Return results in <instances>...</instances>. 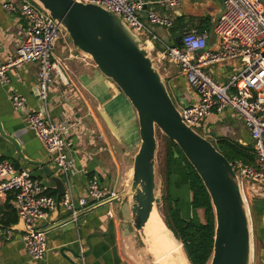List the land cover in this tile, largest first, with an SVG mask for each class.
<instances>
[{"label":"crops","instance_id":"1","mask_svg":"<svg viewBox=\"0 0 264 264\" xmlns=\"http://www.w3.org/2000/svg\"><path fill=\"white\" fill-rule=\"evenodd\" d=\"M16 1L0 0V64L15 53L24 38L25 20L19 14L5 12L1 6L4 2ZM142 1L151 3L146 7V10L154 9L156 11L154 7L160 0ZM259 1L264 5V0ZM222 4L223 0H180L179 5L173 11L172 21L173 26L175 23V27L169 31L170 41L168 44L155 42L153 54L157 58H161L165 46H172L184 29H197L202 19L209 21V30L204 31L210 35L208 48L216 50L218 40L212 33V27L222 12ZM141 15L142 21L147 24L145 13ZM59 41L54 45L53 51H56V55L53 56L66 65L73 88L67 89L55 82L50 88L45 109L48 121L57 122L64 118L72 125V129L67 135V142L70 144L69 149L74 170L69 173L68 180L65 182L78 197V201L86 197L87 182L91 178L98 179L102 187L118 193L120 198L112 199L110 203L108 201L96 203L90 200L86 207L79 206L80 209L73 213L74 216L77 213L81 214L77 218L78 223L76 222V224H60L66 221L67 217H60L59 220H56L59 214L55 210L49 213L44 220H40L37 224L46 233L47 253L43 261H33L24 250L20 232L13 230L18 222L14 196L11 194L0 197V264H154L152 257L143 248L140 235L132 226L129 199L125 197L128 192L127 184L131 169L124 171L120 167L114 148V144L118 145L119 142L97 116L99 107H101L117 130L120 142L128 145L129 140L127 139V142L124 140L126 138L114 120L117 107L114 105L115 101H119L120 106L125 105L124 107L128 109L127 104L118 98V92L107 84L103 77H99L100 75L92 63L73 54L68 46L60 45ZM163 62L168 63V68L165 67L163 71L174 101L183 106L195 102V94L180 74L179 68L168 60H163ZM240 66L238 61H227L210 66L207 71L217 82L225 83L231 75L239 71ZM37 70L36 63H29L19 69L9 71V86H0V123L6 134L18 139L22 153L27 159L48 163L52 167L50 157L33 133L27 129L24 117L12 109L9 100L11 93H18L26 98L30 110L39 111ZM96 72L99 76H96ZM85 77L88 82L85 79L86 82L83 83L81 79ZM107 109L112 111L113 118L110 117ZM205 124L210 130L211 128L217 129L221 124L228 126L232 137L224 138L242 145L251 143L248 131L229 110L221 115L208 117ZM80 127L83 128V131H80ZM0 159L27 170L33 177L41 181L44 192L50 194L55 191L54 197H56L57 191L54 185L47 183L42 170L23 163L15 153L13 146L1 138ZM178 173L184 179L185 189L188 191L181 165L173 162L171 184L177 183L176 179L180 178ZM176 186L170 189V194L178 200ZM187 201L190 205L191 195L189 192ZM251 204L254 206V216L263 225L264 201L255 198ZM192 211L195 212L194 215L192 213L190 215L188 211L185 212L188 214L187 220L196 219L198 223H201L199 215L201 210L192 209ZM61 212L64 211L61 210ZM183 214L182 212V216ZM8 230L11 231L10 237L6 235ZM258 234L256 242L258 249L254 264H264V230Z\"/></svg>","mask_w":264,"mask_h":264},{"label":"built area","instance_id":"2","mask_svg":"<svg viewBox=\"0 0 264 264\" xmlns=\"http://www.w3.org/2000/svg\"><path fill=\"white\" fill-rule=\"evenodd\" d=\"M72 1L96 5L123 18L140 35L152 54L154 43L161 41L150 26L169 30L173 27L172 19L156 13L154 9L146 10L151 3L142 0ZM159 2L161 6L166 3L170 8H175L180 0ZM1 6L9 14H19L25 20L26 28L21 45L0 64V86H9L8 73L11 69L36 63L40 100L47 102L50 88L55 82L67 89L73 88L70 78L65 74L66 65L53 56L55 43L66 37L59 25L31 0L4 2ZM142 13H145L147 24L142 21ZM212 33L218 40L216 50L208 48V32L184 29L179 36L181 44L165 46L162 57L158 60H168L176 65L195 94L196 101L191 104L183 106L175 103L188 127L209 140L210 131L205 124L206 119L229 110L248 131L255 166L237 162L234 163V170L251 221L250 193L254 199L264 201V5L259 0H223L222 12L214 21ZM227 61H238L240 69L225 83H219L207 69ZM9 100L12 109L24 117L27 129L50 157L52 168L64 180H68L69 173L74 170L70 144L67 142L72 125L64 118L57 122L48 121L47 111L30 110L26 98L18 93H11ZM11 194L14 196L18 221L23 223L24 231L20 234L24 250L31 260L43 261L47 253L46 233L37 224L53 212L58 203L70 209L72 196L65 194L57 200L56 197L45 194L40 180L27 170L16 168L3 160L0 161V197ZM119 198L118 193L106 190L98 179L91 178L87 182L86 197L80 199L78 205L86 207L90 200L110 203L112 199ZM108 215L112 217L110 213ZM6 235L10 237L11 231L8 230Z\"/></svg>","mask_w":264,"mask_h":264},{"label":"water","instance_id":"3","mask_svg":"<svg viewBox=\"0 0 264 264\" xmlns=\"http://www.w3.org/2000/svg\"><path fill=\"white\" fill-rule=\"evenodd\" d=\"M31 1L49 14L66 34L73 50L87 56L96 70L118 88L135 112L140 146L133 158L132 177L125 197L129 199L132 226L142 242L149 216L160 203L155 173L156 131L159 130L179 148L210 198L215 230L209 264H250V219L234 163L228 162L210 140L183 122L155 59L140 35L123 18L96 5L72 0ZM180 44L178 37L177 45ZM38 99L39 111L45 112L46 102L40 100L39 95ZM98 111L110 133L119 141V134L107 114L102 109ZM0 138L13 146L23 163L42 170L47 183L54 185L57 200L65 194L72 195L70 209L59 203L56 205L55 211L59 214L56 220L67 217L60 224H76L81 215H73L80 209L78 197L59 172L48 163L27 159L18 139L6 134L1 123ZM250 198L254 199L251 193ZM262 221L264 225V219ZM13 230L24 231L21 220ZM171 235L178 243L172 232Z\"/></svg>","mask_w":264,"mask_h":264},{"label":"trees","instance_id":"4","mask_svg":"<svg viewBox=\"0 0 264 264\" xmlns=\"http://www.w3.org/2000/svg\"><path fill=\"white\" fill-rule=\"evenodd\" d=\"M197 30L199 32L208 31V19H202ZM172 46L179 45H177V41H174ZM165 142L164 168L167 184L168 186L170 185V179L172 178L173 162H177L181 165L185 180L187 181L188 192L191 195L190 206L193 210H201L203 212L204 222L197 223L191 219H184L178 200H174L171 197L170 190H168L165 200L163 201L167 209V216H164V223L176 240L182 245V250L189 264H209L212 256L215 230L214 211L210 198L200 178L179 148L166 137ZM212 143L228 162H240L245 165L255 166V155L252 142L242 145L224 137H217L216 141ZM3 160L4 159H0V161ZM45 193L47 194L46 191ZM47 195L54 197L55 191ZM252 209H254V206H252ZM263 230L264 228H260L259 232H263Z\"/></svg>","mask_w":264,"mask_h":264},{"label":"rangeland","instance_id":"5","mask_svg":"<svg viewBox=\"0 0 264 264\" xmlns=\"http://www.w3.org/2000/svg\"><path fill=\"white\" fill-rule=\"evenodd\" d=\"M160 1H162V0H160ZM157 3L158 4L154 7L156 9V13L172 19L174 8H170L166 3H164L163 6L160 5L159 1ZM173 27H175V23H174ZM150 29L160 39L162 44H168V42L170 41L169 36H168L169 31H170L169 29H165L163 27H158V26H150ZM186 29H188V28H186ZM59 42H60V45L68 46L73 51V54H75L77 56L79 55V56L87 59V61H89L88 60L89 58L87 56L73 50L72 44L67 37H65L64 39H61ZM53 55H56V51H53ZM152 57L155 59V63L158 67V70H159L161 76L164 78L165 83L167 84V80L164 76L163 70L165 67L168 68V66H167L168 63L167 62L164 63L163 61L162 62L159 61L158 58L156 57V55H154V54H152ZM97 72H96V76L99 73V72L98 73ZM65 74L69 78L68 73L65 72ZM99 75H98L99 77H103L100 73H99ZM54 77L55 76L53 75L52 78H54ZM85 79L87 81L86 77L82 78L81 81L83 83H85L86 82ZM104 79H105V81H107V84L111 85V87L113 89H115V91L118 92V95H119L118 98L120 100H123L127 104V107L129 109L128 110L126 107H124L125 105L120 106L121 103H119V101L118 102L115 101L116 103L114 105H116L117 107H116V112L114 113V118H115L114 120H115L116 124L119 126L120 131L122 132V135H124V137L126 138L124 140L126 142H127V139L129 140V144L126 145L125 143L122 144V142H120V140L118 141L114 137L119 142L118 145L114 144V146H115L114 148L116 149L115 155H116V158L119 162L120 167H122V169L125 171L126 169H132L134 155L137 153L139 146H140V140H139V136H138L137 119H136L135 112H134L133 108L131 107L130 103L128 102V100L122 95V93L118 90V88L110 80H108L106 78H104ZM101 80H102V78H101ZM58 84H60V83L58 82ZM174 103H176V102L174 101ZM99 109H102V108L99 107ZM107 112L110 115V117L113 118L112 111L107 109ZM97 114H98L97 116L102 120V122H104L99 111L97 112ZM209 131H210V135H209L210 139L209 140L211 142H214V140L218 136L219 137L220 136L227 137V138L229 136L232 137L230 134L231 133L230 128L228 126H224L223 124L219 125L217 127V129L211 128V130L209 129ZM156 141H157V150H156V155H155V173H156V184H157L156 193H157V196L160 198V203L158 205H156V208L160 214L162 221L164 222V216H167L166 215L167 209H166V204H164L165 202H163V201L165 200V197L168 193L167 191L170 190L171 188H174L177 184L176 192H177V197L179 198L178 203L180 205L182 212L184 213L182 217L187 219L188 214L185 212L188 211L190 215H191V213H192V215H194L195 212L192 211V208L188 204V201H187L188 191L185 189L184 179H182L180 177V174L178 173L180 178L176 179L177 183L173 182L171 184V182H170V185L168 186L167 181L165 179L166 176H165V168H164V164H165L164 154H165L166 142H165V136L159 130L156 131ZM129 183H130V177L128 179V184H127L128 186H129ZM171 197L174 200H176L174 198V195H171ZM250 211H251V221L249 223H250V234H251V243H252V258H251L250 264H254V258L256 256V252L258 249L256 242L258 240L259 229L260 228L263 229L264 226H262L261 223L257 222L258 220H256V218L254 216L252 204H251ZM199 215H200V219L202 221L201 223H203L204 222L203 212L201 211ZM193 218L195 219V216H193ZM194 221L197 222L196 219ZM143 248L145 249L146 253L149 254V252H147V247L145 245L143 246ZM153 263H154V260H153Z\"/></svg>","mask_w":264,"mask_h":264},{"label":"bare ground","instance_id":"6","mask_svg":"<svg viewBox=\"0 0 264 264\" xmlns=\"http://www.w3.org/2000/svg\"><path fill=\"white\" fill-rule=\"evenodd\" d=\"M143 243L154 264H188L180 243L174 240L156 208L145 225Z\"/></svg>","mask_w":264,"mask_h":264}]
</instances>
